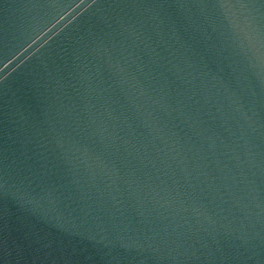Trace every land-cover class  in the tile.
<instances>
[{
    "label": "water",
    "instance_id": "obj_1",
    "mask_svg": "<svg viewBox=\"0 0 264 264\" xmlns=\"http://www.w3.org/2000/svg\"><path fill=\"white\" fill-rule=\"evenodd\" d=\"M0 264H264V0H0Z\"/></svg>",
    "mask_w": 264,
    "mask_h": 264
}]
</instances>
